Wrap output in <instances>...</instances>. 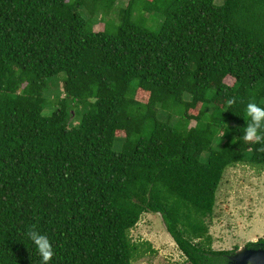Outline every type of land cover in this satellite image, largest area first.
<instances>
[{
	"label": "trees",
	"instance_id": "trees-1",
	"mask_svg": "<svg viewBox=\"0 0 264 264\" xmlns=\"http://www.w3.org/2000/svg\"><path fill=\"white\" fill-rule=\"evenodd\" d=\"M87 1L0 0V264H42L33 229L50 264H133L146 212L187 264H230L239 246L213 248L210 220L230 167H264L242 139L247 103L264 107V0H130L114 35L90 29ZM93 1L98 19L120 0Z\"/></svg>",
	"mask_w": 264,
	"mask_h": 264
},
{
	"label": "rangeland",
	"instance_id": "rangeland-1",
	"mask_svg": "<svg viewBox=\"0 0 264 264\" xmlns=\"http://www.w3.org/2000/svg\"><path fill=\"white\" fill-rule=\"evenodd\" d=\"M129 2L130 0H120L114 7L105 10L106 13L101 14L98 19L95 12L103 9L102 3L96 5L93 0H89L79 11L92 31L114 35L121 24L122 11ZM133 21L152 31H158L163 19L137 5ZM64 78L65 74H61L48 80L47 98L50 108L46 109V114H51L56 103H59L61 97L64 98ZM234 81L232 77L226 78L230 85ZM139 97L146 100L147 96L140 92ZM210 232L213 236V248L218 250L234 249L264 239V167L240 163L226 171L218 191L215 213L210 220ZM131 237L142 246V251L133 264H187L185 255L168 233L159 213H144L138 226L131 231Z\"/></svg>",
	"mask_w": 264,
	"mask_h": 264
},
{
	"label": "clouds",
	"instance_id": "clouds-1",
	"mask_svg": "<svg viewBox=\"0 0 264 264\" xmlns=\"http://www.w3.org/2000/svg\"><path fill=\"white\" fill-rule=\"evenodd\" d=\"M234 102V100H229V107ZM246 113L250 122H247L246 127L243 128L242 139L264 145V107H261L257 102H249L246 105ZM28 235L41 257L42 264H50L55 255V250L48 236L37 232L35 229L31 230Z\"/></svg>",
	"mask_w": 264,
	"mask_h": 264
},
{
	"label": "water",
	"instance_id": "water-1",
	"mask_svg": "<svg viewBox=\"0 0 264 264\" xmlns=\"http://www.w3.org/2000/svg\"><path fill=\"white\" fill-rule=\"evenodd\" d=\"M230 264H264V244L239 247L231 256Z\"/></svg>",
	"mask_w": 264,
	"mask_h": 264
}]
</instances>
